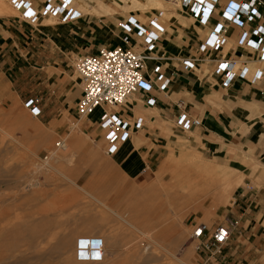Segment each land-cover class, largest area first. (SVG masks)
Returning a JSON list of instances; mask_svg holds the SVG:
<instances>
[{
  "label": "rangeland",
  "instance_id": "rangeland-1",
  "mask_svg": "<svg viewBox=\"0 0 264 264\" xmlns=\"http://www.w3.org/2000/svg\"><path fill=\"white\" fill-rule=\"evenodd\" d=\"M81 1L78 5L76 0L78 7ZM115 1L122 5L118 7L115 2V7L108 12L98 13L93 8L94 14L90 13L93 19L107 23L109 16L135 14L147 22L153 12L164 9L171 35L177 26L183 25L181 20H175L171 25V14H177V17L188 14L173 0ZM131 8L135 10L131 11ZM79 9L84 14L87 11V7ZM4 21L24 22L7 1L0 0L1 263L199 264L198 240L191 237L192 223L212 226L213 221L225 222L224 212L234 201L235 188L243 183L244 176L236 172L237 163L209 158L184 144L164 154L158 171H153L151 166L141 178H127L112 162L113 156L105 153L104 131L91 116L80 117L76 103L65 107L50 122L46 116H32L24 108L27 95H18L12 86L16 73L11 68V61L16 52L10 43L5 45L4 35H9ZM119 21L115 22L117 26ZM59 24L55 17H45L37 26ZM74 43L76 45L68 48L70 52L66 54L54 45L43 50L53 57L55 66L59 65L49 81L51 88L67 84V94L80 97L82 79L73 66L74 59L83 53H95V42L90 38ZM17 63L21 64V60ZM26 81L27 89L42 88L37 80ZM47 96L43 95L44 101ZM38 98L42 107V98ZM128 104L130 99L121 108L131 110ZM47 105H50L49 100ZM98 111L92 116L97 117ZM149 111L150 116H156L158 124H150L148 115L135 114L148 120L146 133L151 126H168V133L175 136L171 121L158 110ZM60 139L64 141V147L53 151L52 157L43 163V156L54 150L55 142ZM191 174L204 196L194 202L173 203L171 193L180 186L177 177L186 178ZM225 196L227 200L221 201ZM87 235L104 237L108 245L116 246V250L107 251L102 261H78L77 239ZM48 239L53 243L65 240L63 248L40 251L38 243Z\"/></svg>",
  "mask_w": 264,
  "mask_h": 264
},
{
  "label": "crops",
  "instance_id": "crops-1",
  "mask_svg": "<svg viewBox=\"0 0 264 264\" xmlns=\"http://www.w3.org/2000/svg\"><path fill=\"white\" fill-rule=\"evenodd\" d=\"M31 1L36 7L43 2ZM115 2L83 0L79 7H87L86 13L70 24L38 27L31 26L21 18L24 22L20 24L2 22L9 35H4L5 45L10 43L16 52L11 61V68H14L16 73V79L12 83L14 91L22 97L27 95L42 98L40 117L46 116L48 122L56 119L65 107L77 104L80 97L68 95L67 84L63 86L61 84L56 89L51 88L49 81L59 65L55 66L53 57L43 49L54 45L58 49H63L62 52L65 51L66 54L70 52L68 48L76 45L75 40L83 42L84 39L90 38L95 42L93 44L95 51L102 45L120 44L122 31L115 22L124 15L109 16L107 13L105 16L109 18L105 23L102 19H93L90 14L95 8V12L98 13L108 12L115 7ZM116 5L120 7L121 4ZM132 9L134 8H131V11ZM176 15L171 14L170 18L173 21L171 25H174L175 20H181L183 25L177 26L171 35L169 29L167 30L160 43V52L166 56L191 55L200 41L204 28L190 14H181L178 17ZM18 60H21V64L17 63ZM166 62L169 67L168 73H176L171 83L169 100H160L157 106L149 107L139 99V94H135L138 98L133 95L130 97V105L128 104L131 110L126 108L122 110L128 116H134L137 112L148 115L150 124L151 122L158 124V120L156 116H150L149 110H158L166 120L172 122L175 136L168 133V126L156 128L151 126L149 133H146L148 120L144 117V128L133 131L130 140L123 143L119 151L113 155L112 162L127 178L139 179L151 166L153 171H158L164 154L184 144L196 148L209 158L222 162H236L238 166L236 172L244 176L243 183L236 186L234 201L224 214L226 218L239 220V225L233 231L229 242L222 248L223 252L217 256L223 257L225 264H264V94L261 88L241 81H237L230 88H223L220 79L212 72L211 63L199 62L196 69L183 71L177 59ZM254 64L252 63L253 66ZM26 79L29 82L37 80L38 84H42V88L27 89ZM45 94L48 96L44 101ZM47 100L50 105H47ZM179 100L184 102L190 115L201 120V124L190 131H180L175 126V116L179 111L176 103ZM99 113L100 111L97 117L91 115L93 122H97ZM223 198L220 200L226 201L228 197ZM221 222L213 221L212 226ZM88 236L103 238L105 253L116 250V246L108 245L104 237Z\"/></svg>",
  "mask_w": 264,
  "mask_h": 264
},
{
  "label": "built area",
  "instance_id": "built-area-1",
  "mask_svg": "<svg viewBox=\"0 0 264 264\" xmlns=\"http://www.w3.org/2000/svg\"><path fill=\"white\" fill-rule=\"evenodd\" d=\"M5 1L31 26L38 25L45 17H55L59 23L67 24L84 14L77 7L76 0H43L39 7L31 0ZM173 1L204 28L193 54L166 56L160 52V43L168 27L166 11L159 9L147 22L135 14L122 17L118 22L122 31L120 44L102 45L95 53H84L74 59L73 66L82 79L77 114L88 117L100 106L97 123L104 131V149L109 156L119 151L133 131L145 126L144 116L123 113L121 107L130 97L139 94L140 100L149 107L157 106L160 100H169L176 73H168L167 60L177 59L183 71L196 69L199 62L211 63L212 72L220 79L223 88L241 81L261 88L264 94V0ZM176 105L179 111L174 121L178 130L190 131L201 124L198 117L189 114L182 100ZM23 106L32 116L42 113L38 97L26 98ZM64 144L62 139L57 140L54 150L45 154L42 162L49 160L53 151L63 148ZM238 225L239 220L230 217L214 226L195 223L191 237L198 240L199 264H225L224 258L217 255L223 252L222 248ZM104 257L103 238L88 235L78 238V261L97 262Z\"/></svg>",
  "mask_w": 264,
  "mask_h": 264
},
{
  "label": "bare ground",
  "instance_id": "bare-ground-1",
  "mask_svg": "<svg viewBox=\"0 0 264 264\" xmlns=\"http://www.w3.org/2000/svg\"><path fill=\"white\" fill-rule=\"evenodd\" d=\"M119 1H122V0H119ZM153 1V0H152ZM118 4H121V3H119L118 1H116ZM134 4H136L134 1H132ZM122 5V4H121ZM133 5V4H132ZM129 6L127 5L126 6V8H128ZM97 109H100V106H98V107H96L89 115H88V117H90ZM201 177V176H200ZM177 179H178V181L180 182V186H178V188L177 189H175V191L173 192V193H171V196H172V201H173V203H178L179 202V204H181L180 203V201L181 202H185V203H189V202H194L193 200H200L201 199V197L202 196H204L203 195V193H201V190L202 189H199V187H197L195 184H196V182H195V180L196 179H194V176H193V174H191V175H189V176H186V178H182V176L180 175L179 177H177ZM194 182H195V184H194ZM203 182V181H202ZM204 183V182H203ZM206 184V183H205ZM207 185H209V183L207 184ZM203 187H204V185H203ZM206 188H207V186H206ZM205 188V189H206ZM205 189H204V191H205ZM203 191V192H204ZM206 191H208V190H206ZM170 196V197H171ZM200 198V199H199ZM198 205V204H197ZM126 221V220H125ZM49 232V231H48ZM52 232V231H51ZM53 233V232H52ZM57 234H62V232L60 233H58L57 232ZM53 236V235H52ZM52 238V237H51ZM58 238V237H57ZM53 239V238H52ZM78 240V239H77ZM51 240H46V241H44L43 240V242H40V243H38V245L40 246L38 249H40L41 248V250L40 251H44V250H46V251H51V250H55V251H59L60 249H62L63 248V246H64V241L65 240H59V241H57L56 243H53V242H50ZM77 244V243H76ZM37 245V246H38ZM37 249V251H39ZM38 255V254H37ZM1 258H0V264H2L1 263Z\"/></svg>",
  "mask_w": 264,
  "mask_h": 264
}]
</instances>
